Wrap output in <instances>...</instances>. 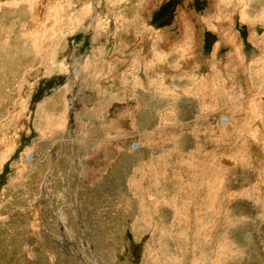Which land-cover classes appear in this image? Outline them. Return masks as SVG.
I'll use <instances>...</instances> for the list:
<instances>
[{
  "label": "rangeland",
  "instance_id": "rangeland-1",
  "mask_svg": "<svg viewBox=\"0 0 264 264\" xmlns=\"http://www.w3.org/2000/svg\"><path fill=\"white\" fill-rule=\"evenodd\" d=\"M0 264H264V0H0Z\"/></svg>",
  "mask_w": 264,
  "mask_h": 264
},
{
  "label": "bare ground",
  "instance_id": "bare-ground-1",
  "mask_svg": "<svg viewBox=\"0 0 264 264\" xmlns=\"http://www.w3.org/2000/svg\"><path fill=\"white\" fill-rule=\"evenodd\" d=\"M205 106V105H204ZM203 108V107H202ZM172 178H174V177H172ZM178 178V177H177ZM173 180V179H172ZM216 191H218V190H216ZM219 192V191H218ZM176 193V192H175ZM223 201V200H222ZM226 202V201H225ZM209 213V212H208ZM224 213H226V212H224Z\"/></svg>",
  "mask_w": 264,
  "mask_h": 264
}]
</instances>
